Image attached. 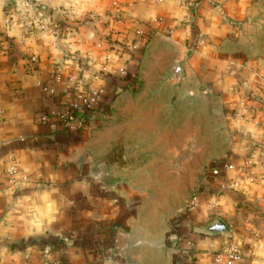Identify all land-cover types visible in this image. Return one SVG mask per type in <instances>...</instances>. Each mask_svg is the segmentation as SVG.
I'll use <instances>...</instances> for the list:
<instances>
[{
    "label": "crops",
    "instance_id": "obj_1",
    "mask_svg": "<svg viewBox=\"0 0 264 264\" xmlns=\"http://www.w3.org/2000/svg\"><path fill=\"white\" fill-rule=\"evenodd\" d=\"M195 1L91 0L79 23L45 0L47 31L30 17L21 39L0 31V264H216L232 243L236 264H264V0ZM137 30L147 46L123 47ZM98 89L107 108L63 129L56 115ZM247 157L255 184L200 190L201 170ZM189 191L199 206L178 222L171 196ZM215 221L228 237L202 232Z\"/></svg>",
    "mask_w": 264,
    "mask_h": 264
},
{
    "label": "built area",
    "instance_id": "obj_2",
    "mask_svg": "<svg viewBox=\"0 0 264 264\" xmlns=\"http://www.w3.org/2000/svg\"><path fill=\"white\" fill-rule=\"evenodd\" d=\"M161 3L163 0H157ZM40 13H43V10L37 6L35 14L30 17L33 23L40 25V30L45 32L48 30L51 23L44 24V20L47 19L45 15L41 16ZM69 16V15H68ZM73 22H82L86 19L78 18L75 16L69 17ZM118 21H122L118 18ZM63 35L70 34L72 32L71 26L64 22ZM136 39H127L122 40L121 45L123 47L128 46L132 50L144 49L150 41L149 35L145 34L141 30H137ZM9 51V46L6 45V40L4 35L0 32V55L6 54ZM37 61L36 57L31 56L29 59V66H32ZM120 74L123 77H127L124 73L127 71L123 69ZM260 83L264 90V78H260ZM103 95L104 89L92 90L87 93H78L77 98L80 101V106L69 107L66 110L60 112L56 115L58 121L60 122L63 129L75 132L79 131L84 127L85 117L96 110H100L103 107ZM50 117L46 114H43L40 118V121L46 122ZM10 169H15V171H9ZM230 169L233 171L230 174ZM255 161L252 157H247L242 159L239 163L232 162L229 160H220L213 162L206 169L203 179L201 182L200 190L206 193L220 194L228 191H240L244 187V183L249 182L250 184H255L257 179L255 178ZM6 180L15 184L20 179L18 177V167L16 164H13L6 170L5 174ZM199 206V199L197 195H193L190 198L188 207L186 211L180 210L178 218L181 220L186 215L197 209ZM178 220V222L180 221ZM241 259V249L236 244H229L221 248L214 255V261L216 264H236Z\"/></svg>",
    "mask_w": 264,
    "mask_h": 264
},
{
    "label": "clouds",
    "instance_id": "obj_3",
    "mask_svg": "<svg viewBox=\"0 0 264 264\" xmlns=\"http://www.w3.org/2000/svg\"><path fill=\"white\" fill-rule=\"evenodd\" d=\"M45 2V0H0V31H4L5 34L10 38L21 39L22 38V29L26 27V25H30L28 20L29 17L35 14L37 6L41 3ZM50 2L54 11H59L63 9L69 17L75 16L79 17L83 15L86 11L82 5L85 3L91 2V0H48ZM43 16V13H40ZM50 23L49 19L44 20V24ZM36 28H39V24H35ZM94 35V34H93ZM46 43L48 41L55 42L56 37L49 35L48 33H43L41 37ZM28 43H32L31 40ZM65 44L68 41H64ZM53 54L57 53L55 48L52 49ZM106 59H110L114 63L119 61V57L112 53ZM95 70L98 72L101 69L100 64H96L94 66ZM121 71L123 70L122 65L120 66ZM111 71V69H108ZM127 75V73H124ZM91 78L89 73L84 74V80L87 81ZM97 83L103 84L104 81L100 80L97 77ZM83 90V86H81V91ZM9 171H15V169H10ZM27 171V169H25ZM233 170L230 169V174ZM215 202V201H213ZM251 227V225H249ZM257 257L264 258V243L261 244L258 251L254 253ZM253 264H261L260 260L253 261Z\"/></svg>",
    "mask_w": 264,
    "mask_h": 264
},
{
    "label": "water",
    "instance_id": "obj_4",
    "mask_svg": "<svg viewBox=\"0 0 264 264\" xmlns=\"http://www.w3.org/2000/svg\"><path fill=\"white\" fill-rule=\"evenodd\" d=\"M174 77L182 80L183 79V73L181 71V68L179 66H176L175 71H174ZM202 232L207 235L211 236H226L228 237L230 235V231L228 227L220 222V221H215L209 225H207Z\"/></svg>",
    "mask_w": 264,
    "mask_h": 264
},
{
    "label": "rangeland",
    "instance_id": "obj_5",
    "mask_svg": "<svg viewBox=\"0 0 264 264\" xmlns=\"http://www.w3.org/2000/svg\"><path fill=\"white\" fill-rule=\"evenodd\" d=\"M208 168V167H207ZM206 168V169H207ZM206 169H204V170H201V175H200V178H199V186H201V182H202V179H203V175H204V173H205V171H206ZM193 182H195V179H188L187 180V183H189V185H191L192 186V183ZM188 185V184H187ZM193 195H195V193L193 194L192 192H188V193H185L184 195H183V199H182V203L180 204V202H179V196H177V195H172L171 197H172V202L173 203H175L176 205H177V209L182 205V204H184V206H183V209H182V211H186L187 210V207H188V204H189V201H190V198L193 196ZM176 209V211L175 212H177V220H179V218H178V216H179V213H180V211H178ZM182 220V219H181ZM180 220V221H181ZM176 221V220H175ZM174 225H175V223H174ZM173 229H175L174 231L175 232H179V230H176V227H174L173 226Z\"/></svg>",
    "mask_w": 264,
    "mask_h": 264
},
{
    "label": "trees",
    "instance_id": "obj_6",
    "mask_svg": "<svg viewBox=\"0 0 264 264\" xmlns=\"http://www.w3.org/2000/svg\"><path fill=\"white\" fill-rule=\"evenodd\" d=\"M200 3H201V0H196L195 3H194L195 7L199 6ZM72 27H71V30L73 29Z\"/></svg>",
    "mask_w": 264,
    "mask_h": 264
}]
</instances>
